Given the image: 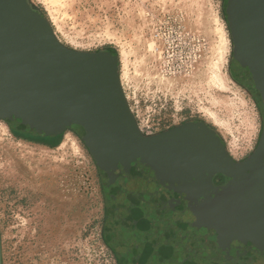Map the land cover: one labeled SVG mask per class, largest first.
<instances>
[{
	"label": "water",
	"instance_id": "95a60500",
	"mask_svg": "<svg viewBox=\"0 0 264 264\" xmlns=\"http://www.w3.org/2000/svg\"><path fill=\"white\" fill-rule=\"evenodd\" d=\"M227 18L233 71L263 123L242 161L205 124L145 135L113 56L65 46L29 0H0V120L84 143L120 264L264 259V0H229Z\"/></svg>",
	"mask_w": 264,
	"mask_h": 264
},
{
	"label": "rangeland",
	"instance_id": "374dc122",
	"mask_svg": "<svg viewBox=\"0 0 264 264\" xmlns=\"http://www.w3.org/2000/svg\"><path fill=\"white\" fill-rule=\"evenodd\" d=\"M29 1L65 46L115 58L145 135L192 122L217 131L236 161L257 148L262 117L233 78L229 0ZM16 134L32 136L0 120L3 263L120 264L100 174L84 143L69 131L50 145ZM250 256L216 264H264Z\"/></svg>",
	"mask_w": 264,
	"mask_h": 264
},
{
	"label": "flooded vegetation",
	"instance_id": "af4514ba",
	"mask_svg": "<svg viewBox=\"0 0 264 264\" xmlns=\"http://www.w3.org/2000/svg\"><path fill=\"white\" fill-rule=\"evenodd\" d=\"M27 133H30L32 134L31 135H28V134H16L17 136L23 138V139H26V140H29V141H32V142H35V143H39V144H42V145H50V139L56 137V136H47V135H43V134H37V133H34V132H29L27 131ZM225 177L219 175L215 178V182L216 184H222L225 182ZM110 228V236L111 238L113 239L114 243H115V246L117 245L116 244V241L114 240V236H115V231L113 230V228L111 226H109ZM131 245V244H130ZM117 251V254H118V250L117 248L115 249ZM118 258H119V262L121 261L120 259V256L118 254ZM131 264V263H130ZM169 264V263H167Z\"/></svg>",
	"mask_w": 264,
	"mask_h": 264
},
{
	"label": "trees",
	"instance_id": "16d2710c",
	"mask_svg": "<svg viewBox=\"0 0 264 264\" xmlns=\"http://www.w3.org/2000/svg\"><path fill=\"white\" fill-rule=\"evenodd\" d=\"M237 82H239L238 80H237V78L236 77H233ZM250 255H252L253 256V253H250L248 256H246V257H244V258H241V259H239V260H241L242 262L243 261H247V259L249 258V257H251ZM255 255V254H254ZM254 258L255 257H257V256H253ZM253 257H252V260H253ZM250 259V258H249ZM211 264V263H210ZM212 264H216V263H212Z\"/></svg>",
	"mask_w": 264,
	"mask_h": 264
},
{
	"label": "bare ground",
	"instance_id": "6f19581e",
	"mask_svg": "<svg viewBox=\"0 0 264 264\" xmlns=\"http://www.w3.org/2000/svg\"><path fill=\"white\" fill-rule=\"evenodd\" d=\"M231 154L234 156V154L232 153V151H231Z\"/></svg>",
	"mask_w": 264,
	"mask_h": 264
}]
</instances>
